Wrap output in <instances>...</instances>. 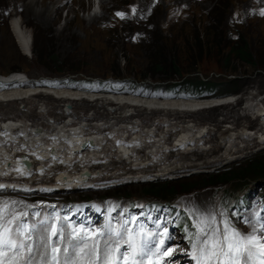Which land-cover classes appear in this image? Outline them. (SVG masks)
<instances>
[{"label":"rangeland","instance_id":"1","mask_svg":"<svg viewBox=\"0 0 264 264\" xmlns=\"http://www.w3.org/2000/svg\"><path fill=\"white\" fill-rule=\"evenodd\" d=\"M214 3L215 0H0V77L15 72L14 69L18 66L20 68L19 72L26 75L29 81L28 84H24L29 85V87L48 85L50 88L61 86L56 88L66 89L70 87L67 89L75 88L82 90L81 88L86 89L88 81H98L101 83L102 92L131 90L133 92H143L149 97L157 96V94L170 96L175 93L177 96L182 97L193 94L196 91L194 85L199 80L209 81L212 84L209 89H203L208 94H212L211 97L233 95L239 101H241V97L242 99L245 98V100L246 97L252 99L261 98L264 94V15H261L260 12L261 9H264V0L230 1L229 20L235 24L236 29L245 33L253 54L252 65L236 64L235 73L221 71L215 61L208 59L203 61L197 72H190L189 68L183 76L172 75L166 82H158L160 81L158 79L164 75L156 74L154 76L155 80H152L149 77V72H147L151 70V66L144 59L150 55L153 48L147 50L146 44H142L141 47H138V45L136 47H129L126 43L123 30L131 27L128 25V21L139 20L147 13L150 15L154 5L157 7L156 14L150 20L153 22V29L160 24L161 29L167 32L172 21L180 23L188 17L196 23L198 31H200V22L205 18L206 11L211 9ZM133 9H135V13H133ZM117 13H123L124 18L122 19ZM12 17L21 21L23 26L30 31L31 42L34 28L40 27L47 33L44 36V40H48V42L44 41L46 43H41L37 49V53L33 52L32 45L30 57L22 55L17 47L9 26ZM16 53L24 56L26 61L19 63L16 58L11 61L6 58L7 55L16 56ZM40 54L49 56L52 63L49 66L41 65L42 63L37 61ZM68 62H72L75 67L70 68L67 65ZM144 75L145 78L141 80ZM182 81H188V86L181 83ZM174 85H182L183 87L175 89L176 91L174 92L172 87H168ZM19 86L22 85L16 84L10 87ZM5 88L8 89L9 87L0 86V89ZM150 93L154 94L151 95ZM244 102L242 101L234 108L237 114L244 107ZM48 103H52L50 99H48ZM88 109H90L89 105L84 109L85 112ZM220 112H204L202 115L204 119L197 123L204 125V127L211 126V130L213 129L212 133L206 138L209 144L205 147L199 146L198 150L195 149L197 152H200L197 157L194 155L187 160L185 159L172 165L174 160L171 158L176 155V150L179 148L172 146L177 132H175L176 134L172 133L169 135V141H167V145H169L165 147L167 152H164L172 160L169 162V165L172 166L167 169L178 170L174 174L164 175L162 172L165 165L160 163L156 166L158 169L153 167L152 173L149 175H147L148 173L144 174L140 172V170L131 174L123 166L118 164L113 166V163H117V158L116 154L112 152L110 156L113 158H109L111 161L109 159L106 161L107 159L104 158L97 164L99 167L92 166V171L90 170L92 169L91 167L85 169L88 173L93 174V176L96 173L101 175L100 172L104 171V167L106 169L109 166L108 164H113L114 170L107 171L102 175L103 181L96 185L93 183L87 188L81 190L74 189L69 192H57L53 191L52 188L41 191V189L35 190L33 188L38 185L36 181L33 182V179L37 177L34 176L32 179H26L28 189L31 192L30 190L26 193L0 189V201H16V210L23 212H26L29 208L57 202H60L67 208L74 202L94 200L126 205L151 201V199L144 197L145 186L155 183H169L173 186H171L172 189L169 191V187H167L166 193L174 196V199L166 202L176 203L182 208L186 213L188 223H193V218H190V211L199 210L202 213H215L217 227L222 224V221L226 220L228 222H235L243 232H249L251 231V227L248 224H244V222H239L234 217L231 209L237 204L240 195H243L248 189L256 191L260 187L259 184L264 181V175H250V170L247 169V165L249 166L251 162H255L258 158L264 156V145L260 144L262 143L261 139L259 143L257 140L245 141L239 144L236 141V147L232 149L234 152L237 148L244 150V146H249L251 150L245 149L246 151L244 152L242 151L241 153L222 159L230 152V145L226 144L219 151L215 150V145L218 142L220 143V132L227 131L225 129H228L230 124L221 123L222 117L229 115ZM4 113H7V111ZM121 113L119 112L117 116H121ZM208 113L211 114L210 118H208ZM31 114L33 113L31 112ZM83 115V113H78V116ZM241 116L232 115V117L236 118ZM149 117L152 118L148 120L149 122L156 121V116ZM64 119L65 117L61 118V121ZM188 120L191 121V119ZM259 123V121L258 123L254 122L253 131L259 134L253 136L256 138H260L264 134V129L259 130ZM212 125L219 126V129L217 131L214 130L215 128ZM242 125L247 124L245 120L241 119L237 123V129H241ZM233 131H236V129H233ZM212 134L215 135L212 136ZM204 149L207 151L205 153L201 152ZM233 151L231 152L232 154L234 153ZM143 154L145 155V153ZM204 156H207V158ZM153 159L155 160V157H152L150 162ZM103 161L105 162L103 163ZM205 161L213 162L203 165ZM194 164L196 165L195 168H186V170L182 168L183 170H180L181 166ZM76 166L78 168L76 167L73 170L76 169V172H79L82 167L77 164ZM96 168H99V170ZM228 170L238 171L242 179L233 184L229 183L224 188L226 190L223 194L220 191L216 193L218 187L211 185L217 182L216 178L220 174ZM60 173V170L57 169L50 175L48 186L53 181H56ZM208 176H210L209 179H207ZM18 183L21 184L22 182ZM179 187L183 188L184 191L182 192ZM256 196V193L252 194V203L256 199ZM30 205L32 207H28ZM176 241L175 243L185 252L187 247L181 237H176ZM176 257L178 258L179 256ZM184 258L183 254L182 256L180 255L179 259Z\"/></svg>","mask_w":264,"mask_h":264},{"label":"bare ground","instance_id":"2","mask_svg":"<svg viewBox=\"0 0 264 264\" xmlns=\"http://www.w3.org/2000/svg\"><path fill=\"white\" fill-rule=\"evenodd\" d=\"M9 26L21 54L31 56L30 31L13 17ZM7 75L0 77V83H5L9 87L0 89V185H2L0 189L27 193L30 190L27 178L37 176L33 179V182L36 181L38 184L33 187L35 190L46 191L48 188L57 192L81 190L103 181L102 175L114 170L115 164L127 168L131 174L140 170L149 175L153 167L160 163L165 165L162 172L164 175L174 174L177 169L167 168L191 156H199L198 147L209 144L206 138L213 129L211 130V126L197 124L204 119L202 117L204 112L221 111L220 113L229 115L227 117L224 115L221 123H229L230 127L225 129L227 131L220 130V143L215 145L216 151L222 150L226 144L230 145V152L228 151L229 153L222 159L250 149L249 146H244V150L237 148L234 152L232 149L236 147V141L238 144L254 140L259 143L261 139L260 144L264 145V134L260 138L253 137L257 134L253 131L254 122H260L258 125L260 131L264 129V94L261 98L257 97L258 99L246 97L245 100L241 97V101L235 99L233 95L191 98L157 94L149 97L143 92L131 90L102 92L83 88L82 90L67 89L70 87L56 88L61 86L50 88L48 85L29 87L27 85L29 81H25L27 77L23 73L12 72ZM14 84L22 86L10 87ZM48 99L52 103H48ZM242 101H245L243 103L245 105L237 114L234 108ZM87 105L90 109L86 113L84 109ZM6 111L7 113H4ZM119 112H122L121 116H117ZM78 113L84 115L78 116ZM232 115L242 116L236 118ZM149 116H156V121L149 122L151 118ZM63 117L65 119L61 121ZM210 117L211 114L208 115V118ZM241 119L245 120L247 125L237 129V123ZM212 127L216 131L219 129L217 125ZM175 132L177 136L171 144L179 149L171 158L174 160L172 165H169L172 160L169 155H165L167 152L165 147L169 145H167L169 135ZM206 151L204 149L201 152ZM112 152L116 154L117 163L108 164L104 171H99L101 175L96 173L93 176L85 170L87 167L98 166L97 164L104 158L106 161L113 158L110 156ZM152 157H155V160L150 162ZM23 158L30 163L29 167L24 166ZM210 162L205 161L203 165ZM76 164L82 167L79 172L73 170L77 167ZM191 167L195 168L196 165L181 166L180 170ZM17 168L25 174L21 175L16 171ZM57 169L61 173L56 181L48 186L50 175ZM87 173L89 177L85 175ZM38 176L42 180H37Z\"/></svg>","mask_w":264,"mask_h":264},{"label":"snow or ice","instance_id":"3","mask_svg":"<svg viewBox=\"0 0 264 264\" xmlns=\"http://www.w3.org/2000/svg\"><path fill=\"white\" fill-rule=\"evenodd\" d=\"M16 204L0 201V264H167L175 253L164 247V233L155 234L161 239L153 242V233L126 227L133 220H125L121 229L48 224L37 233ZM190 218L196 231L188 255L194 264H264V221L258 219L257 227L245 220L251 231L243 232L226 220L217 227L212 212L191 210Z\"/></svg>","mask_w":264,"mask_h":264},{"label":"trees","instance_id":"4","mask_svg":"<svg viewBox=\"0 0 264 264\" xmlns=\"http://www.w3.org/2000/svg\"><path fill=\"white\" fill-rule=\"evenodd\" d=\"M230 1L231 0H215L213 7L206 11L205 18L202 20V22H200V31H198L196 23L188 17L180 23L172 21L167 32H164L161 29L160 24L155 29H153V22L150 20L152 16L156 14L157 7L154 5L150 15L147 13L139 20L128 21V25L131 27L129 26L130 28H125L123 30L126 37V43L129 47H136L137 45L138 47H141L142 44H146L147 50L153 48V51L150 53V55L144 59L147 64L151 66V70L147 72H149V77L152 80H155L154 76L156 74L162 76L164 75L162 78L158 79L160 80L158 82H166L167 79L172 75L183 76L185 73H187L189 68L190 72H197L203 61L208 59L215 61L221 71L235 73L236 64L242 63L248 66L252 65L253 54L250 50L245 33L236 29L235 24L229 20L228 14ZM46 34L47 33L43 31L42 28H34L32 39L34 53H37V49L41 43L44 41L48 42V40H44V36H46ZM6 58L10 61L16 58L18 59L17 61L19 63L26 61V58L18 53H16V56L7 55ZM37 61L42 63L41 65L46 66H49L52 63L51 58L49 56H45L44 54L38 55ZM67 65L70 68L75 67L72 62H68ZM14 71L19 72L20 68L17 66ZM144 78L145 75L142 76L141 80ZM181 83L186 86L189 84L188 81H182ZM211 85L212 84L209 81L197 80L194 85V89L196 90L195 93L183 97H211L212 94H208L207 91L203 90L205 88L209 89ZM168 87H172L173 91L175 92V89L181 88L183 86L174 85ZM86 89L102 91L101 83L98 81H88L86 83ZM169 97L182 96H177V94L174 93ZM247 167V169L250 170V175L263 176L264 156H261L255 162H251L249 166L247 165ZM209 177L210 176H208L207 179H209ZM216 179L217 182H215V184L213 183L211 186L218 187L216 193L220 191L221 194H223L226 190L224 188H226L229 183L233 184L238 180L240 181L242 178L238 171L234 172L228 170L220 174ZM171 186L173 185L169 183L149 184L144 187V197L157 201L172 200L174 199V196H170L166 193V188L169 187V191L172 189ZM180 190L182 192L184 191L183 188H180ZM178 248H180L178 244L173 246V249L175 250H178Z\"/></svg>","mask_w":264,"mask_h":264},{"label":"water","instance_id":"5","mask_svg":"<svg viewBox=\"0 0 264 264\" xmlns=\"http://www.w3.org/2000/svg\"><path fill=\"white\" fill-rule=\"evenodd\" d=\"M5 85H7V84H5ZM23 164H24L25 167H29L30 166V163L25 158H23Z\"/></svg>","mask_w":264,"mask_h":264}]
</instances>
